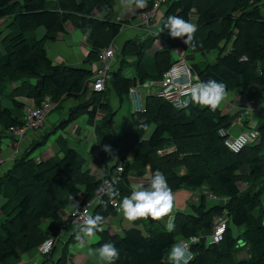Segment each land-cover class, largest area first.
<instances>
[{"label":"trees","instance_id":"1","mask_svg":"<svg viewBox=\"0 0 264 264\" xmlns=\"http://www.w3.org/2000/svg\"><path fill=\"white\" fill-rule=\"evenodd\" d=\"M263 1L167 0L157 32L168 16L189 20L194 11L197 31L192 43L186 46L182 38L170 37L166 28L158 36L163 46L151 53L154 36L145 34L142 39L125 40L114 55L104 90H90V98L72 107L70 117L58 123V127L63 126L79 112L93 118V112L87 110L93 104L105 112L95 133L99 166L103 176L113 174L120 163L122 171L119 180L110 187L118 195L110 196L108 191L101 195L97 200L101 202L90 208L93 216L105 219L114 213L108 200L113 199L119 206L131 192L129 173L145 168L148 170L145 187L159 169L172 192L183 186L200 190L197 201L189 205L191 212L173 213L171 219L176 224L173 232L158 224H147L144 231L127 227L120 235L105 230L97 232L92 247L113 243L120 253L114 264H170V248L180 239L203 234L217 215L226 220L221 240L206 244L204 236H200L198 243L188 247V264H264L261 224L264 213L263 200L259 198L264 192V118L251 128L258 133L257 141L231 152L222 143L227 134L218 135L217 130H228L236 113H222L218 108L211 111L190 98L187 106L175 108L169 100L150 92L144 96L141 110H128L129 129L117 134L112 120L117 109L111 113L106 98L111 90L120 105L129 88L160 80L177 60L171 59L173 48L216 50L212 62L204 61L201 65L189 62L199 82L209 79L222 82L227 92L242 91L246 99L258 95L255 87L264 92V17L260 11ZM149 6L150 3L146 8ZM114 18L110 0H0V20H8L0 31V140L10 134L9 127L22 123L24 106L15 97L29 98L34 106H39L45 97L59 102L69 97L80 98L89 89L91 63L125 25ZM68 26L87 39L82 66L53 62L46 53L48 43L65 34ZM38 27L44 32L35 38L33 32ZM127 67L131 77L123 74ZM30 79H36L37 83L32 84ZM11 82L19 84L7 90ZM2 99L9 105H1ZM246 124L247 120H243L242 125ZM105 131L110 133V146L119 161L112 166L105 165L102 151ZM57 145L59 154L40 161L29 157L32 148L21 155L17 148L11 166L0 173V264H15L20 255L33 253L46 238L57 243L68 222L59 215L64 201L78 198L81 207L93 198L98 180L86 167L85 159L59 139ZM167 148L172 150L157 152ZM127 154L131 155L129 160ZM203 187L214 196L211 199L219 202L206 205ZM230 225L241 227L242 231L233 236ZM63 246L54 258L53 244L40 264H66L67 248L66 244Z\"/></svg>","mask_w":264,"mask_h":264},{"label":"crops","instance_id":"2","mask_svg":"<svg viewBox=\"0 0 264 264\" xmlns=\"http://www.w3.org/2000/svg\"><path fill=\"white\" fill-rule=\"evenodd\" d=\"M110 2L112 4V10H113V14L115 17L114 19L125 22L124 23L125 25L123 26L122 30L115 36L113 40V43L116 45L117 49L119 50L120 45L125 40L142 38L146 34V32L143 31L142 28H139L136 25L137 24V13L143 11L146 8L147 4L151 3V0H147L146 6L144 8H137L135 5L129 6L124 3V0H110ZM261 7L264 8V6L260 5V8ZM160 14L161 13H158V9H157L155 17L159 16ZM7 22L8 20L7 21H4V19L0 20V31L5 27ZM156 27H153V23H152L149 29L150 31L156 32L158 30L156 29ZM66 31L67 32L63 35H60V36L57 35L56 40L54 42L48 43L46 53L50 57V59H52L53 62L63 61L66 64L71 63V65H77L80 63V61L81 62L83 61L86 55V50H87L86 44H85V49H84L81 46V44H79V43H82L81 41H79L80 39H77V42L75 44L78 45V50L77 52H74V50H72L71 45L74 42L73 41L74 33L76 31L71 26L66 27ZM155 43L156 42L153 41L151 50L149 51L150 53L153 51V49L160 48L161 45H159V47L156 48L154 46ZM227 48H228V45H227ZM172 50L173 52L178 54V56H181L183 53H185V51H183L181 48H174ZM199 61L200 62H197V63L201 65L203 64L205 60L204 61L199 60ZM190 62L193 63L194 61H190ZM91 65L89 68H91ZM123 74L125 77L132 76V72L130 71V68L129 70H126V72H123ZM30 82L32 84H36L37 80L30 79ZM146 87H149V86L142 84L141 87L137 91L139 94L140 100H141V105H142L144 96L146 95L145 90L142 88H146ZM88 90H90V88ZM254 90L258 93V95L251 97L249 99H246L243 96H239L237 92H234L235 94L232 96L230 95L229 100L226 102L227 109L221 110L218 108L219 110H221L222 113H228V114L236 113L237 117H241V121L239 123H235L232 125L230 124V127H234V126L237 127L236 133L240 130H246V129L253 128L248 125L249 124L248 121L255 120L254 117H256L255 116L256 114H259V111H260L258 110L259 108L264 109L262 108V106L264 105V92L260 91V89H258L257 87H255ZM230 94H233V92H230ZM90 96H91V92L85 94L83 97H80V98L69 97V98L61 99V102H62L61 105L59 104L58 108L55 111L48 112L45 115L43 122H42V126L40 128L26 131V133L23 135V137L19 141L18 148L20 151L18 150L17 153L21 155V153L24 152L26 149L32 148V151L34 153L33 155H29V156L33 157L36 161L46 160L51 156L59 154V151H58L59 147L57 145V139H59L60 141H62V143L66 144V146H69L72 148L79 147V148H82V150L87 149L88 154L86 155V157H84L81 153H78V152L77 153L85 159L86 167L89 168L92 173V168H94L96 165L98 166V163H99L98 157L96 155V150H95L94 128H96V125H97L96 121L99 118L103 117L105 115V112L99 109L97 105L93 104L87 107V110H90V112L91 111L93 112L94 114L93 118H90L84 112H81V113H78L75 118H72L70 121L65 123L63 126L58 127L59 122L66 120L67 118L70 117L69 110L72 107H74L75 105H77L78 103L82 101H87L90 98ZM126 97L123 99L122 102L126 100ZM106 98H107L108 107L111 110V113H113L116 109L118 110L120 105L118 103L117 98L115 97L114 93L111 90H109L106 93ZM15 99L22 102L24 106L23 108L34 106L33 101L29 98L18 96V97H15ZM126 103H127V100H126ZM128 104H127V107H129ZM1 105L8 106L9 102L6 99H2ZM229 109H231L232 111L230 112ZM114 115L112 117L113 121H114ZM243 120H247L246 127L242 125ZM113 124L115 125V121L113 122ZM48 129H50V131L46 133ZM127 129H129L128 124H127ZM150 129H151L150 127L147 129L145 135H148V132L150 131ZM228 133H229V129H228ZM3 138H6L5 144H3V141H2ZM109 138H110V133L105 131L104 141H103V150L105 153L106 163L109 161L107 166H109L114 160ZM11 142H12V136L10 134L1 137L0 156L2 158V162L0 163V173L3 172L8 167H10L13 162V158L11 157V148H12L10 144ZM36 143H38L39 145L32 147ZM130 157L131 155L127 154V160H129ZM142 175L143 176L146 175L145 172ZM134 181L139 183L140 179H135ZM79 198H81V196H79ZM77 201H78V198L73 199V200H66V202L69 203V204L67 203L66 206L64 205V207H66V212H67L66 214H68V211L72 209L71 205ZM1 202H2V198L0 197V203ZM117 212H120V211L115 210L114 213H109L105 217L104 222L102 224V228H106L109 234H114V233L119 232V231L117 232V230L114 231V229L112 228L113 222L116 223V220L119 217ZM59 215L63 219V215H61V213H59ZM75 229H76L75 226L72 227L70 225V227L67 226L62 231L63 233L68 232L67 239L65 240L66 242L64 241V243L66 244V248H67L66 264H89L90 261H87V254L84 253L83 250H85V248L87 247L86 250H87V253H89V255L94 256L95 254H98V250H94L93 248H90L92 247V243H94L97 240L96 234L92 237H86L85 238L86 244L83 248H81L79 247L78 241L76 239L79 233L77 232L76 234H74L76 231ZM62 232L60 234V237L62 235ZM60 237H59V240H60ZM36 253L37 252L33 251V253L32 252L24 253L20 255V257L18 258L15 264H40L44 256H40V255L37 256Z\"/></svg>","mask_w":264,"mask_h":264},{"label":"built area","instance_id":"3","mask_svg":"<svg viewBox=\"0 0 264 264\" xmlns=\"http://www.w3.org/2000/svg\"><path fill=\"white\" fill-rule=\"evenodd\" d=\"M167 0H151L150 6L143 11L137 14V26L142 28L146 34L152 33L150 31V25L154 20L156 15V11L158 7L166 3ZM264 6V1L261 3ZM117 50L116 45L113 42L108 43L105 47L101 48L96 57V61L92 63L90 71L91 75L89 77L88 86L90 90L94 92H102L105 88V83L107 82L110 74V68L114 61V55ZM177 60L173 62L162 74L161 79L158 81H148L145 85L149 87L157 88V94L162 96L164 99L169 100L175 108H182L188 105L190 96L188 93V85L198 83V78L195 73L190 68V63L184 60L181 56L176 58ZM244 59V57H241ZM136 86L129 88L127 92V97L130 101V104L133 106V103L137 101L138 106L135 110H141L140 101L138 96H131L132 92H135ZM49 104L45 101L40 102L39 106L33 107H25L22 113V123L19 126H11L8 128V132L12 135L13 140L10 143L11 148V157L16 154V150L19 145L20 139L28 130L38 129L42 126V122L44 119V114L48 111ZM241 121V117H238L236 121L231 123H239ZM218 135H226L223 139L222 143L225 148H227L231 152H238L244 146L254 143L257 141L258 133L254 129H246L240 130L234 135H230L228 130L218 129ZM2 162V158L0 156V163ZM122 171L121 163L116 166V169L113 174H110L105 177H101L98 179V187H96L94 191L93 198H91L86 204L80 207L81 212L87 211L90 214V208L95 204L93 203L97 196H101L105 194L109 188L115 184L119 180V175ZM209 198H214L211 194H206ZM108 204L112 206L116 211L119 206L116 202L112 200H108ZM262 209L264 213V202H262ZM68 223L72 226H78L82 224L80 218L74 214L73 209L68 211ZM225 218L222 215H217L213 218L209 226V232L206 234V238L209 243H216L221 240L225 229ZM261 224L264 225V217L261 219ZM196 237L199 240V236H190L185 239H180L178 244L183 246L185 243L188 244V247L191 242V238ZM53 243L51 238H46L43 240L36 248V252L44 256L50 252V246ZM187 250V260L190 258L188 256ZM190 254V253H189Z\"/></svg>","mask_w":264,"mask_h":264},{"label":"clouds","instance_id":"4","mask_svg":"<svg viewBox=\"0 0 264 264\" xmlns=\"http://www.w3.org/2000/svg\"><path fill=\"white\" fill-rule=\"evenodd\" d=\"M124 3L137 8H144L147 0H124ZM167 29V33L172 38H182V42L187 46L192 43L197 25L189 22L179 16L170 15L167 17L164 27L159 32L153 33L159 36L160 33ZM193 103L207 107L211 111H215L219 105L226 99L228 93L222 82L213 79L201 81L188 85V93ZM107 150V149H105ZM108 195L115 196L118 193L109 188ZM101 201H94L99 203ZM73 212L77 215L82 224L77 226L78 235L76 237L79 247L83 248L86 244V237H92L97 232L103 231L102 224L104 218L101 215H91L87 211L81 212L78 202L71 205ZM175 207L174 195L169 187L166 176L157 169L148 181V187L143 183L134 185L130 195L125 196L119 203V208L123 217L129 222H135L139 219H151L153 221H161L165 217L173 215ZM168 232L176 230L174 219H169L165 225ZM192 243H198L196 237L191 238ZM188 244L183 246H173L169 250L168 260L170 264H188L186 252ZM119 250L111 242L104 243L98 249V256L106 264H114L119 259Z\"/></svg>","mask_w":264,"mask_h":264},{"label":"rangeland","instance_id":"5","mask_svg":"<svg viewBox=\"0 0 264 264\" xmlns=\"http://www.w3.org/2000/svg\"><path fill=\"white\" fill-rule=\"evenodd\" d=\"M165 6H166V4L165 3H163V4H161L159 7H158V13H161L159 16H156V17H154V21L152 22L153 23V27H156V26H158V24H159V19H160V17H161V15H162V13H163V11L165 10ZM260 11H261V13L263 14V17H264V8L263 7H261L260 8ZM191 19V20H190ZM190 22H192V23H195L196 22V16L194 15V11H192V14L190 15ZM188 20V21H189ZM5 21V20H4ZM151 23V24H152ZM156 29H158V27H156ZM76 32L74 33V39H73V44L71 45V47H72V50H74V52H77V50H78V45L77 44H75L76 42H77V39H80L79 41H81L82 43H79V44H81V46L85 49V44H88V42H87V39H86V37L84 36V35H82L79 31H77V30H75ZM43 28L42 27H38L34 32H33V35H34V37L35 38H39L42 34H43ZM152 33H150V35H152V36H154L155 38H154V41L157 43H155L154 44V46L156 47V48H158L159 47V45H161L162 46V41L157 37V36H155V35H153V33H157V31L156 32H153V31H151ZM27 35H29V33H27ZM146 36V35H145ZM157 37V38H156ZM83 39V40H82ZM140 39H142V38H140ZM113 42V41H112ZM160 46V47H161ZM86 49H88V46L86 45ZM174 49V48H173ZM118 52V49L116 50V52L115 53H117ZM86 54H87V50H86ZM181 55V54H180ZM170 56H171V59H176L177 58V56H178V54H176L175 52H173V50H170ZM215 56H216V50H210V51H208V52H199V51H185V53H183L182 55H181V57L184 59V60H186V61H188V62H190V61H194V62H200L199 60H202V61H207V62H212L213 60H214V58H215ZM69 65H71V63L69 64ZM72 66H82V62L80 61V63L79 64H77V65H72ZM126 70H129V68H126L125 69V71H123V72H126ZM16 83H17V85L19 84L18 82H11L9 85H7L6 86V89L7 90H11L12 88H14L15 86H17L16 85ZM141 86H137L136 88H137V91H138V89L140 88ZM142 89H144L145 90V92H146V94L147 93H150V92H152V93H156L157 92V88H155V87H146V88H142ZM137 91H135V92H132L131 93V96H134L135 97V95H137L138 96V99H139V101H140V107H142V105H141V100H140V97H139V94H138V92ZM90 92V90H87L86 91V93L85 94H87V93H89ZM230 92H233V91H228L227 93H228V95H227V97H226V99L219 105V109H221V110H224V109H227L226 107V102L229 100V98H230V95L232 96V95H234L235 93L233 92V94H230ZM238 93V95L239 96H243L244 98H246V95L244 94V92H242V91H238L237 92ZM84 94V95H85ZM84 95H82L81 97H83ZM126 100H127V103H126ZM126 100L124 101V102H121V104H120V106H119V108H118V110H117V112H116V114L114 115V121H115V131H116V133L117 134H119V133H121V132H123L124 130H126L127 129V124H128V126H129V123H128V110H131V111H135V109L137 108V106H138V103H137V101L136 102H134L133 103V106L130 104V101H129V99H128V97H126ZM43 101H45V102H47L49 105V107H48V111H47V113L48 112H51V111H55L57 108H58V105L60 104L61 105V100L59 101V102H55V101H50L49 99H48V97H45L44 98V100ZM128 102H129V104H128ZM127 104H128V106L129 107H127ZM33 107V106H32ZM258 110H260L259 111V114H256V113H254V114H256L255 116L256 117H254V119L255 120H250V121H248V125L250 126V127H255L256 126V121H260V120H262L263 119V117H264V109H261V108H259ZM226 111V110H225ZM229 111L231 112L232 110L231 109H229ZM238 111V110H237ZM47 113H45L44 114V117H45V115L47 114ZM79 113H81V112H79ZM258 115V116H257ZM234 117H233V119H232V122L233 121H236V119L238 118L237 116H236V114H234L233 115ZM100 119V118H99ZM99 119L96 121V124L99 122ZM127 122V123H126ZM41 127V126H40ZM39 127V128H40ZM96 129H97V126H96V128H94V137H95V133H96ZM236 130H237V127L236 126H234V127H230L229 128V134L230 135H233V134H235L236 133ZM50 131V129H48L47 131H46V133L47 132H49ZM235 131V132H234ZM2 141H3V144H5L6 143V138H3L2 139ZM87 147V146H86ZM91 148V147H90ZM89 148V149H90ZM78 153H81L84 157H86V155L88 154V151H87V149L86 150H82V148H79V147H76V148H74ZM112 149V148H111ZM172 149L171 148H167V149H165V150H158L157 152L158 153H167V152H170ZM35 151V150H34ZM102 151H103V153H104V150L102 149ZM33 151H31V152H29V155H33ZM113 153V152H112ZM35 155V154H34ZM104 155H105V153H104ZM81 156V155H80ZM30 157V156H29ZM113 157H114V155H113ZM115 160V157H114V160L112 161V163L109 165V166H112V165H114L115 163H118L119 161H116ZM109 163V161L106 163V161H105V165L107 166V164ZM85 164H86V162H85ZM97 168V169H96ZM240 171H244L243 169L242 170H240ZM145 172V174L146 175H142L143 173ZM103 169H101V166H99V163H98V166L96 165L94 168H92V175L94 176V178L95 179H99V178H101V177H105V176H103ZM130 174V177L128 178V181H129V184H130V188H131V191H132V189H133V187H134V185L137 183L136 181H134L135 179H140V181H139V183L140 182H142V183H144L145 181H146V179L148 178V170H147V168H145V169H143V170H137L136 172H135V174L133 173H129ZM243 185H239V187L241 188ZM98 187V186H97ZM200 190H195V191H192V190H190V188H188V187H186V186H183V187H180L179 189H177L176 191H174L173 192V195H174V203H175V207H174V210H173V213L175 212V211H182V212H185V213H189V212H191V209H190V203H192V202H196L197 201V194L198 193H200L199 192ZM201 192L202 193H204V194H211V193H209L207 190H206V188L205 187H203L202 189H201ZM131 193V192H130ZM130 195V194H129ZM212 195V194H211ZM99 198H101V196H97L96 198H95V200H99ZM260 199H262L263 201H264V192L260 195V197H259ZM80 199V198H79ZM220 200V199H219ZM222 201V200H221ZM220 201V202H221ZM219 201L217 200V199H211V198H208L207 196H205V204L206 205H212V204H214V203H218ZM67 203L68 202H66V201H64V205L66 206L67 205ZM69 204V203H68ZM68 207V206H67ZM120 212H117L118 213V215H119V217L117 218V220H116V223L115 222H113V226H112V228L114 229V231L115 230H117V232H118V234L120 235L121 234V232H122V229H126L127 227H131V226H135L136 228H138V229H140L141 231H144V227L147 225V224H158V225H160V226H162V227H165V225H166V223H167V221L169 220V219H171V217L172 216H170V217H165L163 220H161V221H153V220H151L150 218L149 219H141V220H137L135 223H133V222H129L128 220H126L124 217H123V215H122V212H121V210H120V208L118 209ZM62 211V212H61ZM61 211L59 210V213H61V215H63V220L66 222L67 220H68V216H67V212H66V207H62V209H61ZM91 211V210H90ZM212 221H213V219H212ZM211 221V222H212ZM67 226L68 227H70V225H69V223L67 222ZM72 226V225H71ZM73 227V226H72ZM75 230H77V226H75ZM166 228V227H165ZM67 230V229H66ZM103 230H105L107 233H108V231L106 230V228H103ZM230 230H231V234L233 235V236H235V235H237L238 233H240L241 231H242V228L241 227H237V226H233V225H230ZM202 232H204L203 234H201L200 236H204V242L206 243V244H208L209 242H208V239L206 238V234H208V232H209V227L207 228V229H205V230H203ZM67 234H68V232H62V235H61V237H60V240L57 242V243H52L51 244V246H50V251H51V248H52V245L54 244L55 245V247H54V258L57 256V254H58V252H59V250L61 249V247H64L63 245L65 244L64 243V241L67 239ZM199 236V237H200ZM96 239H97V235H96ZM95 239V240H96ZM63 242V243H62ZM66 242V241H65ZM179 242H177L176 243V245L175 246H181L180 244H178ZM87 248V247H86ZM86 248H85V250H83V252L84 253H86L87 254V261H90V263L89 264H105L106 262L105 261H102L100 258H99V256H98V254H95L94 256H92V255H89V253H87V250H86ZM90 248H93L94 250H98L99 248H94V247H90ZM36 252V251H35ZM189 252V251H188ZM36 255L37 256H39V254L38 253H36ZM190 254L188 253V256H189ZM41 256V255H40ZM242 255H239L238 254V257H241ZM186 258H187V252H186Z\"/></svg>","mask_w":264,"mask_h":264},{"label":"bare ground","instance_id":"6","mask_svg":"<svg viewBox=\"0 0 264 264\" xmlns=\"http://www.w3.org/2000/svg\"><path fill=\"white\" fill-rule=\"evenodd\" d=\"M219 129H223V128H219ZM113 187V186H112ZM54 242V241H53Z\"/></svg>","mask_w":264,"mask_h":264}]
</instances>
